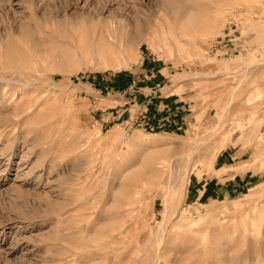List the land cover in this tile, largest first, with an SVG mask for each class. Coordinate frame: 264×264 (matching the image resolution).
<instances>
[{
	"label": "rangeland",
	"instance_id": "374dc122",
	"mask_svg": "<svg viewBox=\"0 0 264 264\" xmlns=\"http://www.w3.org/2000/svg\"><path fill=\"white\" fill-rule=\"evenodd\" d=\"M0 264H264V0H0Z\"/></svg>",
	"mask_w": 264,
	"mask_h": 264
}]
</instances>
